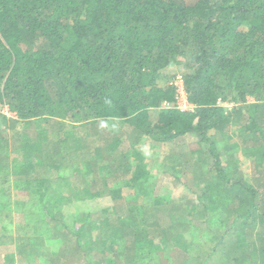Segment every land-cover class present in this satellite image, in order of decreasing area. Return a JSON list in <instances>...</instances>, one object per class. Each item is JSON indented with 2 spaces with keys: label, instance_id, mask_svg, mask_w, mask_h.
<instances>
[{
  "label": "trees",
  "instance_id": "trees-1",
  "mask_svg": "<svg viewBox=\"0 0 264 264\" xmlns=\"http://www.w3.org/2000/svg\"><path fill=\"white\" fill-rule=\"evenodd\" d=\"M178 76L194 106L188 112L177 105ZM248 97L264 102V0H0V105L20 121L51 119L61 127L63 121L88 128V122L120 120L156 144L194 134L210 152L198 156V164L210 162L216 172L209 181L194 173L201 201L215 200L201 213H211L218 226L210 227L207 239L216 250L227 247L234 261L255 257L249 264H264V204L256 201V187L232 177L239 170L232 162L223 167L213 139L231 123L221 104H245ZM71 136L58 135L56 143ZM61 146L35 149L18 168L30 172L50 164L53 174L67 159ZM141 162L134 181L148 176ZM105 169L112 170L86 168ZM236 186L243 190L240 208H229L220 195ZM89 187L80 191L83 199L98 198ZM50 188L51 182L42 188L39 202L42 215L57 220L53 211L63 200L56 193L57 200H47Z\"/></svg>",
  "mask_w": 264,
  "mask_h": 264
},
{
  "label": "rangeland",
  "instance_id": "rangeland-1",
  "mask_svg": "<svg viewBox=\"0 0 264 264\" xmlns=\"http://www.w3.org/2000/svg\"><path fill=\"white\" fill-rule=\"evenodd\" d=\"M221 106L231 120L222 133L213 136L223 167L232 162L230 167L239 169L232 177L256 187V201L264 204V102L248 97L245 104L224 102ZM7 117L0 121V264H227L230 260L229 264H249L256 260L234 261L227 247L216 250L207 239L210 227L218 226H213L211 213H201L205 204L215 200L209 196L201 201L203 192L194 173H202L209 181L216 172L212 173L210 162L198 164L197 157L203 153L201 159H206L205 153L210 152L194 134L182 141L156 144L120 120L109 129L106 122H88L87 128L63 121L67 126L61 127L51 119L23 122L14 114ZM66 133L72 136L62 146L56 143ZM56 145L67 159L59 160V170L52 167L53 174L50 164L30 172L18 168L19 159L28 153ZM139 162L148 176L134 181ZM104 165L111 172L86 170ZM97 176L101 181H95ZM49 181L50 193L63 200L53 211L57 220L44 217L39 202ZM87 184L102 197L83 199L80 191ZM211 187L216 196L218 187ZM242 192L236 186L220 196L229 208H240L237 196ZM254 245L260 247L256 241ZM212 252L216 253L209 258Z\"/></svg>",
  "mask_w": 264,
  "mask_h": 264
},
{
  "label": "built area",
  "instance_id": "built-area-1",
  "mask_svg": "<svg viewBox=\"0 0 264 264\" xmlns=\"http://www.w3.org/2000/svg\"><path fill=\"white\" fill-rule=\"evenodd\" d=\"M176 84V90H177V96H176V100H177V105L179 107V109H181L184 112H188L190 110H193L194 106L191 105V103L189 102L188 98H187V94L184 90V85H183V80L179 79L175 82ZM181 99V100H180ZM0 107L2 108V110L4 111L3 113L11 116L13 115L8 107L6 105H0ZM185 108V109H184ZM187 110V111H185Z\"/></svg>",
  "mask_w": 264,
  "mask_h": 264
},
{
  "label": "crops",
  "instance_id": "crops-1",
  "mask_svg": "<svg viewBox=\"0 0 264 264\" xmlns=\"http://www.w3.org/2000/svg\"><path fill=\"white\" fill-rule=\"evenodd\" d=\"M89 167V166H88ZM85 188V187H84ZM51 192V191H50ZM88 197V196H87ZM87 197H86V199H87ZM102 196L98 193V198H101ZM97 197H95V198H92V200H94V199H96ZM40 200H41V198H40ZM47 200H49V201H55V200H57L56 198H55V196H54V193L52 194V193H49V198L47 199ZM87 200H91V199H87Z\"/></svg>",
  "mask_w": 264,
  "mask_h": 264
},
{
  "label": "clouds",
  "instance_id": "clouds-1",
  "mask_svg": "<svg viewBox=\"0 0 264 264\" xmlns=\"http://www.w3.org/2000/svg\"><path fill=\"white\" fill-rule=\"evenodd\" d=\"M108 101H106V103H107Z\"/></svg>",
  "mask_w": 264,
  "mask_h": 264
}]
</instances>
